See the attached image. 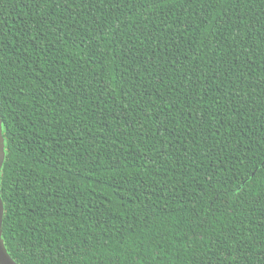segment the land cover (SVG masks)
<instances>
[{"label":"trees","instance_id":"16d2710c","mask_svg":"<svg viewBox=\"0 0 264 264\" xmlns=\"http://www.w3.org/2000/svg\"><path fill=\"white\" fill-rule=\"evenodd\" d=\"M0 113L17 264H264V0H0Z\"/></svg>","mask_w":264,"mask_h":264},{"label":"water","instance_id":"95a60500","mask_svg":"<svg viewBox=\"0 0 264 264\" xmlns=\"http://www.w3.org/2000/svg\"><path fill=\"white\" fill-rule=\"evenodd\" d=\"M6 161V142L3 135V121L0 113V184L3 167ZM5 216V206L1 196L0 188V264H17L7 251L5 242L3 240V223Z\"/></svg>","mask_w":264,"mask_h":264}]
</instances>
